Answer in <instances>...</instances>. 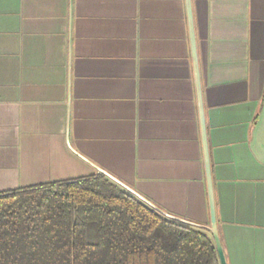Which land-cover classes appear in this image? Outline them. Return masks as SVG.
<instances>
[{"label": "crops", "instance_id": "0c3cea01", "mask_svg": "<svg viewBox=\"0 0 264 264\" xmlns=\"http://www.w3.org/2000/svg\"><path fill=\"white\" fill-rule=\"evenodd\" d=\"M190 8L225 262L264 264V0ZM98 173L211 237L185 0H0V192Z\"/></svg>", "mask_w": 264, "mask_h": 264}, {"label": "trees", "instance_id": "16d2710c", "mask_svg": "<svg viewBox=\"0 0 264 264\" xmlns=\"http://www.w3.org/2000/svg\"><path fill=\"white\" fill-rule=\"evenodd\" d=\"M0 264L219 261L208 234L166 218L98 173L1 191Z\"/></svg>", "mask_w": 264, "mask_h": 264}, {"label": "water", "instance_id": "95a60500", "mask_svg": "<svg viewBox=\"0 0 264 264\" xmlns=\"http://www.w3.org/2000/svg\"><path fill=\"white\" fill-rule=\"evenodd\" d=\"M186 2V11H187V17L189 22V31H190V44H191V52H192V59H193V68H194V74H195V84H196V92H197V100H198V111H199V121H200V132H201V141H202V148H203V156H204V170H205V178H206V184H207V194H208V204H209V213H210V232L211 237L214 243V247L217 253L219 264H226L223 249L221 246V242L217 233L216 228V220H215V209H214V200H213V190H212V182H211V170H210V162H209V153H208V146H207V139H206V130H205V121H204V115H203V108H202V102H201V84L199 79V69H198V62H197V55H196V49H195V39L193 34V26H192V16H191V8H190V0H185ZM135 197H137L139 200L153 208L154 210L158 211L160 214L165 216L166 218H169L171 220L179 221L181 223V220L168 215L164 212H162L159 208L142 198L141 196L137 194H133Z\"/></svg>", "mask_w": 264, "mask_h": 264}]
</instances>
